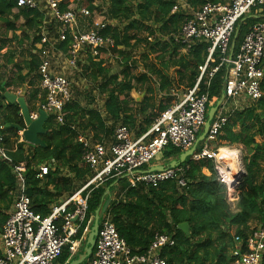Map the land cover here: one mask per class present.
<instances>
[{"label":"trees","instance_id":"16d2710c","mask_svg":"<svg viewBox=\"0 0 264 264\" xmlns=\"http://www.w3.org/2000/svg\"><path fill=\"white\" fill-rule=\"evenodd\" d=\"M75 1L60 0L61 11H67ZM95 1H87L85 7L90 12L95 10ZM100 1L108 8L107 18L122 25L109 23L101 32L114 42L111 55L109 51H103L98 62L87 55L86 63H79V66L83 68L84 78L92 82L101 76L97 84L99 90L108 96L106 115L102 116L97 109L84 107L80 101L72 99L66 105L65 125L57 124L52 116L48 117L46 133L40 135L45 145L42 147L20 141L19 129L13 127L25 128L20 107L17 103H9L4 94L27 87L25 99L30 111L34 112L37 104L45 102L46 96L40 87L37 70L41 59L36 53L39 52L36 45L50 48L55 43V50L68 56L73 38L69 37L65 42L57 41L59 24L50 19L47 9L18 7L17 0H0V68L6 67L10 74L7 78L4 75L6 72L0 71V134L5 136V147L12 160L10 164L0 157V232H3L18 196L12 165L26 164L27 195L31 199V207L36 214L48 217L51 208L60 204V199L73 196L94 176L83 162L85 147L77 141L72 125H77L88 141L98 142L103 138L111 141L119 124L140 137L162 113L172 107L175 98L171 92L175 87L187 93L195 86L200 75L199 67L207 60L209 44L197 42L184 53V47L172 38L180 31L185 19L182 11L172 13L178 0ZM224 1L188 0L194 7ZM261 20L264 17H249L238 25L235 51L250 24ZM19 22L22 25H18ZM80 25L83 27L84 24L80 21ZM156 34L168 37H154L150 41L149 37ZM44 39L46 42L42 43ZM140 45H144L145 53L139 54L137 59L133 51ZM117 54L121 57L120 70L114 74L102 62ZM167 55L169 58L166 60ZM139 60L145 72L138 75ZM217 65L218 60L211 66ZM172 68L175 69L176 79L170 74ZM225 77L226 68H221L209 89L204 82L201 84L200 93H208L210 100L215 102L221 99ZM151 78L160 81L156 83L157 87L149 84ZM137 89H143L145 93L140 102L132 97ZM262 89L264 92V82ZM258 102L259 109L251 106L234 110L221 135L209 144L211 150L240 145L247 151L244 158L246 176L235 187L239 210H232L228 200L229 188L219 182L214 163L208 159L194 161L190 157L179 166L186 169L185 187L178 186L176 181H166L158 188L143 185L130 187L127 179H119L118 184L117 179H112L95 188L89 195L86 222L77 238L84 235L89 223L90 231L95 212L105 205L108 199L106 192L111 187V195L115 197L104 216L111 219L133 255L145 254L155 235L162 234L176 242L175 246L165 247L160 252L169 264H232L235 260L232 256L236 248L235 238L246 240L259 227L264 229V143L257 141V138L264 140V94ZM202 133L203 130L197 139ZM220 142L227 146L219 145ZM202 146L203 143H200L198 152ZM182 153L183 150L169 145L162 152L161 160L169 167L172 160L178 159ZM53 161L56 164L52 165ZM43 166L48 168V173L39 178ZM184 223L189 226V234L179 228ZM87 235L78 255L83 252ZM69 258L70 251L65 248L57 264H66Z\"/></svg>","mask_w":264,"mask_h":264},{"label":"built area","instance_id":"2783aa9c","mask_svg":"<svg viewBox=\"0 0 264 264\" xmlns=\"http://www.w3.org/2000/svg\"><path fill=\"white\" fill-rule=\"evenodd\" d=\"M17 5L29 9H47L50 19L59 24L57 41L65 42L69 37L73 38L68 56L57 52L55 43L50 47L52 51L40 44V54L36 52L42 62L39 75L41 89L46 95L40 109L48 117H54L57 124L65 125L66 105L72 99V82L57 61L67 57L69 67L78 69L79 63H83L87 55L94 60L101 59L102 52L114 44L112 39L101 33L109 23L93 22L92 25H83L82 29L81 19L86 22L91 12L86 8L78 12L73 9L61 11L60 0H17ZM181 10L187 16L179 33L173 35L174 42L182 45L185 51L197 42L210 45L207 60L199 67L200 75L195 86L162 113L141 137L135 138L124 125L116 128L114 140L110 143L93 144L80 135L78 141L85 147L83 161L92 169L94 176L73 196L53 206L48 217L36 214L31 207V199L27 195L26 164L10 165L16 178L18 196L3 227L0 264H57L65 248L69 249L70 258L77 255L84 240V235L81 238L77 236L86 222L89 195L109 180L117 179L118 184L119 179H127L130 187L143 185L153 188H158L166 181H176L178 186L185 187L186 169L179 166L167 167L163 171L149 169L169 145L183 152L194 146L197 136L205 127L209 109L215 104L208 93H200L201 84L204 82L209 89L212 79L221 68H226L223 102L211 121L203 148L191 158L194 161L211 160L219 182L234 188L231 185L236 173L227 170L221 148L211 150L209 144L226 127L233 112L229 107L232 103L258 102L263 97L264 20L249 26L236 51L232 42L241 22L249 17H264V0H228L217 4L207 2L198 10L177 3L172 13ZM188 11L191 12L188 14ZM45 42L46 39L42 43ZM216 60L218 65L212 67ZM31 117L36 119L38 113L31 114ZM4 137L0 134V157L12 164ZM234 159L238 161V153ZM40 171L38 177L43 178L48 168L41 167ZM175 244V240L169 236L156 234L145 254L133 255L111 219L105 216L100 222L94 254L87 264H169L160 252ZM235 245L232 252L235 260L232 264H263V228L259 227L250 233L246 240L236 237Z\"/></svg>","mask_w":264,"mask_h":264},{"label":"rangeland","instance_id":"374dc122","mask_svg":"<svg viewBox=\"0 0 264 264\" xmlns=\"http://www.w3.org/2000/svg\"><path fill=\"white\" fill-rule=\"evenodd\" d=\"M87 1L88 0H77V1L72 3L71 8L73 9V11L78 12V10L80 11L81 8H85L86 4H88ZM178 3L184 4L185 2H184V0H178ZM93 5L95 6V10L91 13V19L93 22L102 23L103 21H107V23H112L114 25H122L119 21H114V20L107 18V9L108 8L103 6L102 2L100 0H96L93 3ZM81 22L83 24H87L88 20L86 22H84L83 19H81ZM18 25H22V22H19ZM17 34L21 35V32H18ZM9 35L11 36V34H9ZM165 39H166V37H165ZM149 40H150V38H149ZM52 41L54 42L55 39H52ZM40 46H41L40 44L36 45L37 48ZM50 50L52 51L51 48H50ZM19 53H20V49H19ZM141 53H145L144 45H140L139 48L135 49L133 51V56H135V58L138 59L139 54H141ZM156 55H159V54H156ZM85 58H86V56H85ZM168 58L169 57L167 55L165 57V59L167 60ZM21 59L23 60L22 57H21ZM120 59H121V57L117 54V55L111 57L109 61H105L104 63L102 62V65L108 66L110 71H112V73L118 74V71L120 70V62H121ZM99 60H95V61L98 62ZM57 62H59L58 65L60 67H62V66L64 67L63 73L65 75H67L69 77V79L71 78L70 80L72 82L73 99H77L78 101H80V103L84 107H91V108H94V109L101 111L103 116H105L106 115L105 105H106L108 96L106 93L101 92L98 88L97 82L101 81V79H102L101 76L97 77L98 79L96 82L95 81L92 82L89 79L84 78L83 68L81 69V66H78V69H71L69 67V65L67 64V59H65L64 61L60 59ZM84 63H86L85 59H84V62L82 63V65H84ZM137 67L138 68H137L136 72L138 75L145 72L144 67L142 66V62L140 60L138 62ZM174 70L175 69L172 68L170 70L171 71L170 74L173 78L176 79V73L174 72ZM0 71H1V73L6 72V74H4V75L7 78L10 76V74L8 73L9 70L6 67L3 66L2 68H0ZM156 83L159 84L160 81H158V79L151 78V82L149 84L152 87L155 85L157 87ZM22 90L25 92L27 90V87L23 86ZM142 90L140 91L139 89H137V91H135L137 94L134 93V97L138 102H140L145 96V93L142 92ZM13 91H16V90H13ZM157 91L158 90L156 89V92ZM183 94H184V92L182 90H179L178 87H175V89L171 92V96L175 97L176 99H178V97H181ZM258 103L259 102H247V103H241V104H235V105H233V103H232V105H230L229 107H231V110L234 111L236 109L240 110V109H244L246 107H251V106L258 107ZM235 107H237V108L234 109ZM258 109H259V107H258ZM257 141H258V143H264V140H262L260 138H257ZM219 145H226V144L220 142ZM225 149L238 153V156H239L238 161L240 163L239 165L241 166V169L240 168L239 169L245 171L244 158L247 155V151L244 149V147L240 146V145H232V146L228 145L227 147H225L222 150H225ZM161 157H162V153L158 155V159ZM236 172H237V170L234 173H236ZM228 200H229V203H230L233 211L239 210L238 205H237L238 193L236 192L235 187L232 188V190H231V188L228 189Z\"/></svg>","mask_w":264,"mask_h":264},{"label":"water","instance_id":"95a60500","mask_svg":"<svg viewBox=\"0 0 264 264\" xmlns=\"http://www.w3.org/2000/svg\"><path fill=\"white\" fill-rule=\"evenodd\" d=\"M237 40V35L234 37L232 42V47H235ZM7 101L11 104L17 103L21 110V116L24 120L25 128L17 127L19 129V132H21L23 140L30 145L33 146H42L44 147L43 141L40 139V135L46 133L45 130V124L48 119V114L43 109H38V117L36 119H33L31 117L32 112L30 111L28 104L24 97H19L18 95L12 94L10 92H6L4 94ZM223 102V97L219 100H216L215 104L210 107L208 112V118L207 122L205 124V127L203 129V133L200 135V137L196 140L194 146L189 149L188 151L183 152L178 159H174L170 166L171 168H175L180 166L182 163L186 161L187 158H190L193 156V154L197 151L198 146L200 143H203L206 139V136L208 134L211 121L213 120V117L219 107L221 106ZM6 127H10V125H7ZM167 167L160 165V166H152L149 170L150 171H163ZM246 176V171L241 170L239 174H236L234 177V183L231 185L233 187H236L238 184H240L241 180ZM106 195L108 196V199L105 203V205L95 212L94 222L93 225L87 235V240L85 247L83 249V252L80 253L76 259H73L68 264H84L86 261H88L93 254L94 247L96 245V239L99 232L100 222L103 219L105 213L107 212L110 204H111V187L107 189ZM179 228L189 234V226L187 223H184L179 226Z\"/></svg>","mask_w":264,"mask_h":264},{"label":"crops","instance_id":"0c3cea01","mask_svg":"<svg viewBox=\"0 0 264 264\" xmlns=\"http://www.w3.org/2000/svg\"><path fill=\"white\" fill-rule=\"evenodd\" d=\"M228 0H225L224 2H222V3H226ZM184 2H185V4H183V5H185L186 7L188 6V7H190V9H192V10H198V9H200L201 8V6L202 5H200L199 7H194L191 3H189L188 2V0H184ZM86 8V7H85ZM70 9H72L71 8V6L68 8V10H70ZM87 9V8H86ZM182 11V10H181ZM180 12V11H179ZM183 12V11H182ZM191 11H188V14L190 13ZM92 13V12H91ZM184 15H185V17L187 16V14L186 13H184ZM87 20H88V23H87V25H92L93 24V21H92V19H91V17H89V18H87ZM86 20V21H87ZM185 20V19H184ZM104 23H105V21H103ZM110 24H112V23H110ZM183 25V24H182ZM252 24H250V26H251ZM84 26H86L85 24H84ZM83 28V27H82ZM87 29V28H86ZM179 33V32H178ZM176 35V34H175ZM154 37H159L160 39H164L165 37L167 38L168 37V35H165V34H156L155 36H151V37H149L150 38V41L154 38ZM108 38H110V37H108ZM111 39V38H110ZM111 48H113L112 46L111 47H109L107 50H104V51H109V53L108 54H110V50H111ZM37 50H38V48H36ZM184 53H186L187 51H185V49L183 48V50H182ZM36 52V51H35ZM103 53V52H102ZM39 54H40V50H39ZM38 55V54H37ZM111 55V54H110ZM39 57V56H38ZM40 59V58H39ZM65 59H67V57H64L63 59H61V60H65ZM41 63L42 62H40V64H39V67H38V75H39V68H40V66H41ZM40 76V75H39ZM71 79V78H70ZM40 87H41V78H40ZM9 92V91H8ZM10 93H12V94H15V95H18L19 97H24L25 98V94H26V91L24 92L23 90H22V88L21 89H18L17 91H12V92H10ZM134 93L135 94H137L135 91L132 93V97L135 99V97H134ZM184 94H185V92H184ZM183 96V95H182ZM182 96L181 97H178V99H176L175 97V101H173V104L172 105H174L179 99H181L182 98ZM46 97V96H45ZM173 97V96H172ZM72 99H73V93H72ZM72 99H71V101H72ZM26 100V99H25ZM136 100V99H135ZM70 101V102H71ZM137 101V100H136ZM41 105H42V103H39V104H37V107H36V110H34V112H32V114H37L38 113V109L41 107ZM99 111V110H98ZM100 113H101V111H99ZM67 113V112H66ZM101 115L103 116V114L101 113ZM67 116V115H66ZM119 126H122V124H119L116 128H118ZM152 127V126H151ZM72 128L74 129V131L77 133V137L79 138V136L80 135H82L83 137H84V135H83V131H80L79 130V128L77 127V125H72ZM115 131H116V129H115ZM149 131V130H148ZM132 133V135L136 138V136H135V132L133 131V132H131ZM20 134H21V132H20ZM115 134V133H114ZM141 137V136H140ZM78 138H77V141H78ZM138 138V137H137ZM21 140L22 141H24L22 138H21ZM20 140V141H21ZM114 140V135L112 136V140L110 141V139H105V138H103L102 139V141H98V142H106V143H110V142H112ZM89 141H91V143H93V144H95V143H97L96 141H94V140H91V139H89ZM79 142V141H78ZM80 143V142H79ZM220 148H223V147H220ZM173 161V160H172ZM84 162V161H83ZM53 164H56V162L55 161H53L52 162V165ZM87 165V164H86ZM160 165H163V166H165V162L163 161V160H161V158H159V159H157L155 162H154V164H153V166H160ZM88 166V165H87ZM43 167H45V166H43ZM89 167V166H88ZM90 168V167H89ZM91 169V168H90ZM91 171H92V169H91ZM93 172V171H92ZM94 173V172H93ZM208 173V172H207ZM129 184V183H128ZM71 197V196H70ZM113 197H115L114 195H112V197H111V199L113 198ZM69 198V197H68ZM68 198H62V199H60V201H59V203H62L64 200H66V199H68ZM112 202V201H111ZM58 203V204H59ZM105 217V216H104ZM103 217V218H104ZM89 233V229H87V230H85V232H84V236H86L87 234ZM1 236H2V232H0V250H1V245H2V242H1V240H2V238H1ZM84 239H85V237H84ZM79 253V252H78ZM2 253H1V251H0V255H1ZM78 255V254H77ZM76 256V255H75ZM74 256V257H75ZM73 258V257H72ZM72 258H69V260H68V262L66 263V264H68L71 260H72Z\"/></svg>","mask_w":264,"mask_h":264},{"label":"bare ground","instance_id":"6f19581e","mask_svg":"<svg viewBox=\"0 0 264 264\" xmlns=\"http://www.w3.org/2000/svg\"><path fill=\"white\" fill-rule=\"evenodd\" d=\"M221 153H223L222 154V156L224 158L223 162L226 165L227 170H229L231 173H234L237 170L236 173L239 174V172L241 171L240 170L241 169V166L239 165L240 164L239 161H237V160L234 159V156L237 153H235L233 151H230V150L228 151L226 149L225 150H222L221 149Z\"/></svg>","mask_w":264,"mask_h":264}]
</instances>
